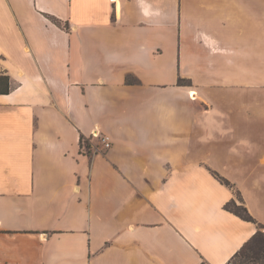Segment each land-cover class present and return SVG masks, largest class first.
Returning <instances> with one entry per match:
<instances>
[{
	"label": "crops",
	"instance_id": "crops-1",
	"mask_svg": "<svg viewBox=\"0 0 264 264\" xmlns=\"http://www.w3.org/2000/svg\"><path fill=\"white\" fill-rule=\"evenodd\" d=\"M0 72V264H229L263 232L264 0H0Z\"/></svg>",
	"mask_w": 264,
	"mask_h": 264
},
{
	"label": "trees",
	"instance_id": "trees-1",
	"mask_svg": "<svg viewBox=\"0 0 264 264\" xmlns=\"http://www.w3.org/2000/svg\"><path fill=\"white\" fill-rule=\"evenodd\" d=\"M57 24H60L58 20H55ZM67 28V26H66ZM128 83H134L132 78L128 79ZM179 83L181 85H191L189 81L180 80ZM11 93V79L8 74L5 72H0V94L7 95ZM81 146L85 144L88 148L91 147V142L89 139L81 135L80 138ZM91 154V152H89ZM215 177L218 178L222 184H225L228 187H233L231 182L226 178L220 176L218 173H214ZM241 202L243 203V199L240 197ZM225 208L228 211H231L241 217L242 219L250 222H256L255 219L251 216L248 209L243 204H237L236 201L229 202ZM239 255H242V260L240 264H264V234L262 232H258L253 239L248 242L240 252H238L233 260L237 258ZM232 262V261H231ZM230 262V263H231ZM229 263V264H230Z\"/></svg>",
	"mask_w": 264,
	"mask_h": 264
},
{
	"label": "built area",
	"instance_id": "built-area-1",
	"mask_svg": "<svg viewBox=\"0 0 264 264\" xmlns=\"http://www.w3.org/2000/svg\"><path fill=\"white\" fill-rule=\"evenodd\" d=\"M89 141L92 142L94 140H98L99 141V146H93L91 145L90 148H88L85 144L83 145V151L86 153V154H89V152H98V151H101V152H106L108 150H110L113 146V142L110 138L109 135L107 134H104V133H101L99 130H95L92 135L90 137H88ZM263 234H264V229L262 230Z\"/></svg>",
	"mask_w": 264,
	"mask_h": 264
},
{
	"label": "rangeland",
	"instance_id": "rangeland-1",
	"mask_svg": "<svg viewBox=\"0 0 264 264\" xmlns=\"http://www.w3.org/2000/svg\"><path fill=\"white\" fill-rule=\"evenodd\" d=\"M242 258H243L242 255H239L237 258H235L234 260H232V262L230 264H240Z\"/></svg>",
	"mask_w": 264,
	"mask_h": 264
}]
</instances>
